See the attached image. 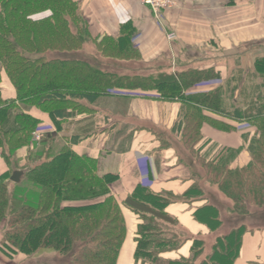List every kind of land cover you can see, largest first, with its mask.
I'll use <instances>...</instances> for the list:
<instances>
[{"label":"trees","instance_id":"1","mask_svg":"<svg viewBox=\"0 0 264 264\" xmlns=\"http://www.w3.org/2000/svg\"><path fill=\"white\" fill-rule=\"evenodd\" d=\"M0 6V61L17 94L16 101L8 104L0 97V147L7 161L16 148L29 147L27 162L21 166L23 177L13 184L12 192L10 172L0 176V249L19 259L18 264L40 249L54 250L64 258L56 264H117L126 235L122 208L112 192L119 176L98 174L94 158L75 152L56 133L44 136L40 143L32 141L40 120L27 111L37 107L59 127L61 120L85 112L77 101L94 103L109 89H156L164 99L210 106L220 101L218 96L183 93L210 78V70L131 76L103 70L79 56L46 58L43 53L48 51L78 54L89 41L106 58L137 55L126 28L118 38L93 40L76 0H0ZM255 72L264 76V57L256 59ZM250 105L254 108L244 111L239 106L233 111V117L251 129L241 134L250 155L246 165H230L240 148L220 158L219 154H200L207 180L231 201L229 212L238 215L247 214L251 206L264 208V105L259 101ZM218 106L225 110L224 103ZM184 110L179 122L184 124L181 138L193 148L202 138L204 118L199 107L186 105ZM179 198L189 203L204 201L193 211V218L208 232L221 226L218 208L207 202L197 182L180 197L138 184L124 202L139 218L134 264H235L243 235L252 231L243 224L233 227L216 236L205 254L201 236L183 229L176 232L164 222L177 224L166 208ZM187 241L192 242L187 257L163 256L178 251Z\"/></svg>","mask_w":264,"mask_h":264},{"label":"crops","instance_id":"2","mask_svg":"<svg viewBox=\"0 0 264 264\" xmlns=\"http://www.w3.org/2000/svg\"><path fill=\"white\" fill-rule=\"evenodd\" d=\"M76 1L96 42L105 36L118 38L125 28L131 35L137 58L114 60L117 64L110 63L111 68L103 70L131 76L210 70V78L194 83L183 93L213 94L220 100L209 106L180 98L164 99L156 89H109V94L94 103L85 102L89 111L61 120L59 127L49 113L37 107L27 111L40 120L38 125L45 126L43 137L56 133L75 152L94 158L98 174L119 176L112 192L122 208L126 235L117 264H134L139 218L124 202L135 186L141 184L154 192L180 197L194 182H199L195 162L181 152L184 124L179 122L186 105L199 107L204 118L196 149L199 154L213 157L221 151L228 154L233 148H240L231 167L246 165L250 160L247 143L241 137L243 132L251 131L250 126L235 119L233 111L239 106L247 111L256 101L264 105V76L255 72L256 59L264 57V0H236L232 4L228 0H177L174 7L162 12L160 20L139 0ZM165 31H174L176 38L168 41ZM89 42L80 52L85 48L96 50L94 42ZM16 96L0 61L1 100L8 104L16 101ZM220 102L225 110L218 106ZM14 153L15 158L11 156L7 161L0 147V176L21 170L22 179L25 168L21 166L27 162L29 147L22 145ZM203 196L207 200L205 191ZM202 203L179 198L167 206L166 213L176 219L178 228L205 240L206 254L213 242L208 243L206 238L215 232H208L204 224L193 218V211ZM191 244L187 241L178 251L163 256L187 257ZM17 260L0 249V264H18ZM235 264H264V231L243 235Z\"/></svg>","mask_w":264,"mask_h":264},{"label":"rangeland","instance_id":"3","mask_svg":"<svg viewBox=\"0 0 264 264\" xmlns=\"http://www.w3.org/2000/svg\"><path fill=\"white\" fill-rule=\"evenodd\" d=\"M89 43H93V41ZM92 49L93 48H91L90 50L89 48L87 49L85 48L84 52H79L78 54H65L67 52L48 51L46 53H43V55H45L46 58H54V57L67 58V57L79 56L80 58L85 59L94 65L100 66L101 69L111 68L112 65L110 63L117 64L114 61L117 59L106 58V57L104 58V56L100 55L97 50L94 49L92 50ZM38 56H40V54L38 55L34 54L32 57H38ZM111 59H113L114 62L113 61L108 62V60ZM77 103H79L83 111L86 112L90 110V107L84 101H79V102L77 101ZM239 122L241 123L242 121ZM163 138H166L165 134L163 135ZM42 140H43V136H41L39 140H35L34 142L40 143ZM62 140L65 141V139ZM180 142L184 144V141L181 140ZM184 146L181 148L183 157L188 158L190 161L192 160L193 162H195L194 168L198 173L197 175L199 176L198 184L202 188V190L205 191V194L208 195L207 200L215 204V206L218 208L220 218L222 221L221 226L217 230L213 231L215 233L206 238L207 242L210 243L211 241H213L216 234L218 235L224 234L225 232L229 231L231 228L241 224L245 225L247 230L259 231V232L264 231V208H257L255 206H251L249 207V212L245 215H238L236 213L229 212V209L231 207V201L219 191L216 184H213L207 180V166L205 165L204 160L200 158V154L196 150L198 148L197 143L193 148H190L185 144ZM15 154L16 153L13 152L14 158H15ZM225 156H227V153L225 151H221L219 153V156L217 157L220 158ZM14 189L15 186L10 184L9 190L12 192ZM204 191H203V195H204ZM164 222L166 223V225L174 229V231L176 232L182 231V229L178 228L177 224H173L172 222H168V221H164ZM63 259L64 258L61 257L54 250L40 249L36 253L25 259L23 264H56L63 262Z\"/></svg>","mask_w":264,"mask_h":264},{"label":"built area","instance_id":"4","mask_svg":"<svg viewBox=\"0 0 264 264\" xmlns=\"http://www.w3.org/2000/svg\"><path fill=\"white\" fill-rule=\"evenodd\" d=\"M142 4L149 6L155 15L157 20H160L163 11L174 7L177 4V0H139ZM166 38L168 41H172L176 38L174 31H165ZM47 130V128H46ZM45 131L44 125H38L37 128L32 132V140H39L42 133Z\"/></svg>","mask_w":264,"mask_h":264},{"label":"water","instance_id":"5","mask_svg":"<svg viewBox=\"0 0 264 264\" xmlns=\"http://www.w3.org/2000/svg\"><path fill=\"white\" fill-rule=\"evenodd\" d=\"M21 175H22V171L21 170H15V171L12 172V174L10 176V180L12 182L17 183V182L20 181Z\"/></svg>","mask_w":264,"mask_h":264}]
</instances>
